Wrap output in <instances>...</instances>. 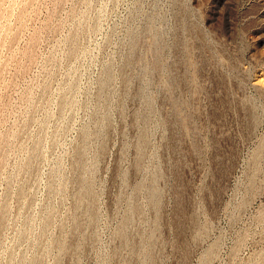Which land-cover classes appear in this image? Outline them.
Segmentation results:
<instances>
[{"label":"rangeland","instance_id":"374dc122","mask_svg":"<svg viewBox=\"0 0 264 264\" xmlns=\"http://www.w3.org/2000/svg\"><path fill=\"white\" fill-rule=\"evenodd\" d=\"M0 264H264V0H0Z\"/></svg>","mask_w":264,"mask_h":264}]
</instances>
